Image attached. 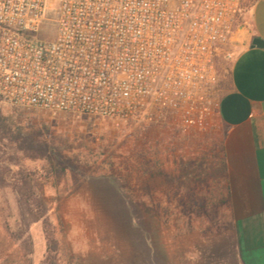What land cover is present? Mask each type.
Segmentation results:
<instances>
[{"label":"rangeland","instance_id":"rangeland-1","mask_svg":"<svg viewBox=\"0 0 264 264\" xmlns=\"http://www.w3.org/2000/svg\"><path fill=\"white\" fill-rule=\"evenodd\" d=\"M59 4L52 0L40 42L56 38ZM145 125L28 110L0 98V170L37 169L48 208L47 224L32 223L16 190L0 186V264H238L228 217L220 225L226 238L195 239L193 224L154 206L155 194H168L171 130ZM197 226L218 228L212 218Z\"/></svg>","mask_w":264,"mask_h":264},{"label":"built area","instance_id":"built-area-1","mask_svg":"<svg viewBox=\"0 0 264 264\" xmlns=\"http://www.w3.org/2000/svg\"><path fill=\"white\" fill-rule=\"evenodd\" d=\"M0 0V98L28 110L206 132L218 105L217 53L243 0Z\"/></svg>","mask_w":264,"mask_h":264},{"label":"crops","instance_id":"crops-1","mask_svg":"<svg viewBox=\"0 0 264 264\" xmlns=\"http://www.w3.org/2000/svg\"><path fill=\"white\" fill-rule=\"evenodd\" d=\"M240 19L233 43L218 49L227 65L217 63L213 126L206 132L162 126L171 130L169 187L163 199L155 194L154 206L193 224L195 239L226 238L220 225L228 217L236 262L264 264V46L252 44L264 41V0L245 6ZM211 218L218 225L212 236L197 226Z\"/></svg>","mask_w":264,"mask_h":264},{"label":"trees","instance_id":"trees-1","mask_svg":"<svg viewBox=\"0 0 264 264\" xmlns=\"http://www.w3.org/2000/svg\"><path fill=\"white\" fill-rule=\"evenodd\" d=\"M254 1V0H253ZM146 129L158 127L152 123H144ZM11 162V161H9ZM10 165V163H8ZM13 164V163H12ZM15 166V164H13ZM16 170L13 171L12 167L7 170H0V186H12L21 201L22 215L30 217L32 223L41 220L48 221V208L44 202V180L43 175H39L37 169L24 170L23 167L16 165ZM55 172L56 169H51ZM50 173L47 177L50 176ZM49 234V241L54 239L53 235ZM54 241V240H53ZM54 243V242H52ZM55 246H50L51 251Z\"/></svg>","mask_w":264,"mask_h":264},{"label":"water","instance_id":"water-1","mask_svg":"<svg viewBox=\"0 0 264 264\" xmlns=\"http://www.w3.org/2000/svg\"><path fill=\"white\" fill-rule=\"evenodd\" d=\"M253 46H264V41L260 38H254L253 41Z\"/></svg>","mask_w":264,"mask_h":264}]
</instances>
